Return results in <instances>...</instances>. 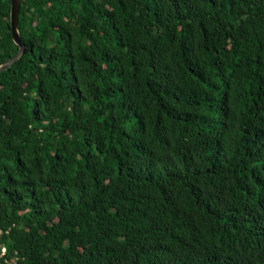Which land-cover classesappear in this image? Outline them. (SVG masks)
I'll return each instance as SVG.
<instances>
[{
	"label": "trees",
	"instance_id": "16d2710c",
	"mask_svg": "<svg viewBox=\"0 0 264 264\" xmlns=\"http://www.w3.org/2000/svg\"><path fill=\"white\" fill-rule=\"evenodd\" d=\"M18 31L0 264H264V0H21Z\"/></svg>",
	"mask_w": 264,
	"mask_h": 264
},
{
	"label": "water",
	"instance_id": "95a60500",
	"mask_svg": "<svg viewBox=\"0 0 264 264\" xmlns=\"http://www.w3.org/2000/svg\"><path fill=\"white\" fill-rule=\"evenodd\" d=\"M21 0H10L9 11V26L13 43L18 47L16 54L0 65V73L10 68L16 63L25 53L28 52V47L21 41L18 31V17Z\"/></svg>",
	"mask_w": 264,
	"mask_h": 264
},
{
	"label": "built area",
	"instance_id": "2783aa9c",
	"mask_svg": "<svg viewBox=\"0 0 264 264\" xmlns=\"http://www.w3.org/2000/svg\"><path fill=\"white\" fill-rule=\"evenodd\" d=\"M5 253H6V249L2 248V254H5Z\"/></svg>",
	"mask_w": 264,
	"mask_h": 264
}]
</instances>
